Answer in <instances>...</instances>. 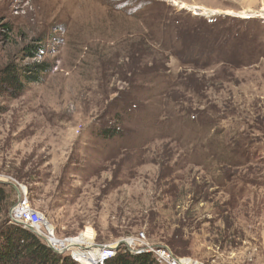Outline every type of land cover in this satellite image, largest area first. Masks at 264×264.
<instances>
[{
  "label": "rangeland",
  "instance_id": "obj_1",
  "mask_svg": "<svg viewBox=\"0 0 264 264\" xmlns=\"http://www.w3.org/2000/svg\"><path fill=\"white\" fill-rule=\"evenodd\" d=\"M153 24L156 49L169 46L163 83L127 57ZM203 44L215 53L192 74ZM9 60L51 67L0 96L8 211L20 183L58 238L90 231L93 254L110 244L159 264L136 239L202 264H264V0H0V67Z\"/></svg>",
  "mask_w": 264,
  "mask_h": 264
},
{
  "label": "trees",
  "instance_id": "obj_2",
  "mask_svg": "<svg viewBox=\"0 0 264 264\" xmlns=\"http://www.w3.org/2000/svg\"><path fill=\"white\" fill-rule=\"evenodd\" d=\"M207 23V22H206ZM217 20L210 21L207 23L208 26H216ZM156 24H153L151 34L142 35L141 39L138 41H133L128 45L129 54L128 58L131 59V63L135 62L133 74L135 72L141 74L145 72L146 75H152L157 81L160 80L165 82L161 74L164 69V65L167 59V56H163L165 51L169 50L163 45H159L161 48L156 49L154 43L157 45V41L152 37V32L154 31ZM184 30L179 29V34L181 35ZM227 32V30H226ZM154 36V34H153ZM186 38V35L184 34ZM242 37V36H237ZM153 42V43H152ZM204 44L197 49H194L197 56L201 57V54L205 56L204 63L199 64L198 62L192 63V74L195 73L199 68V65L204 67L208 66L207 61L213 56V52H204ZM206 48V47H205ZM42 45L40 40L36 44L26 46L22 49L23 58H20L21 61L26 58H34L39 55V51H42ZM171 51V49H170ZM139 59H144L147 61L146 69H140L139 63H136ZM206 59V60H205ZM137 66V68H136ZM51 67L46 61H35L33 63L20 64L19 62L9 60L4 65L0 67V96L7 98H14L17 95L21 94L28 83H37L40 82L42 74L48 71ZM161 72V73H159ZM192 74L188 73L184 77L179 78V81L186 80L190 81L192 79ZM165 78L168 79L167 76ZM169 80V79H168ZM177 80V81H178ZM158 81V83H160ZM130 87L136 86L135 89L140 88L138 80L132 76ZM175 86V85H174ZM172 86L171 88H174ZM134 90V89H132ZM131 93V92H130ZM130 93L127 98H121L123 102L122 112L124 113L126 109L130 108L132 105H135V102L130 98ZM148 102L152 101V97L147 99ZM164 101H166L164 99ZM165 104H162L164 107ZM137 108V106H134ZM184 115H190L192 113L191 108H188L186 111H182ZM155 113L151 112L148 114L149 121L148 123L158 124L157 116H154ZM167 114L165 120L172 121L174 116H169ZM201 115V114H200ZM202 117V116H201ZM201 121V120H200ZM153 124V125H155ZM121 128L118 124L109 126L103 130V135L107 138L116 136L120 132ZM232 154L234 149L225 148V152ZM237 153V152H236ZM10 206V194L6 190V185L0 183V264H76L70 259L69 256L58 255L54 253L48 246L44 244L38 237H36L31 231L21 228L16 225L9 223L8 218V208ZM104 264H157L155 259L149 253H140L132 254L125 249L123 246H119L116 252V255L108 260Z\"/></svg>",
  "mask_w": 264,
  "mask_h": 264
},
{
  "label": "built area",
  "instance_id": "obj_3",
  "mask_svg": "<svg viewBox=\"0 0 264 264\" xmlns=\"http://www.w3.org/2000/svg\"><path fill=\"white\" fill-rule=\"evenodd\" d=\"M16 187V201L15 204L8 211L9 223L19 226L21 228L31 231L36 237H38L46 246H48L54 253L62 255L67 252L69 246H72V240L65 238H58L53 228L46 222L43 215L32 208L29 201L28 191L25 186L20 183L13 184ZM139 241L145 240L143 234L139 235ZM70 243V245H68ZM130 245H138L140 247L137 252H151L159 264H202L196 260L190 258H176L171 250L167 246H150L145 245L147 243L140 244L136 239L129 240ZM80 249H72L67 254L72 261L79 262L81 264H87L85 257L91 256L92 252L87 247ZM97 247V246H96ZM84 249V250H81ZM94 251L93 259L90 264H104L108 260L112 259L116 254V246L110 244H104L99 249H92ZM82 258L84 261H82Z\"/></svg>",
  "mask_w": 264,
  "mask_h": 264
},
{
  "label": "bare ground",
  "instance_id": "obj_4",
  "mask_svg": "<svg viewBox=\"0 0 264 264\" xmlns=\"http://www.w3.org/2000/svg\"><path fill=\"white\" fill-rule=\"evenodd\" d=\"M90 236H91L90 231L87 232V230H86V233H84L80 238H78V239L76 238L75 240L72 239V244L73 245H81L82 248H85V247H83L84 242H82V241L88 240L90 238ZM68 245H70V243ZM85 258L88 259V260H86L87 264H90L92 262V259H93V253L91 254V256L85 257ZM82 261H84L83 258H82Z\"/></svg>",
  "mask_w": 264,
  "mask_h": 264
},
{
  "label": "water",
  "instance_id": "obj_5",
  "mask_svg": "<svg viewBox=\"0 0 264 264\" xmlns=\"http://www.w3.org/2000/svg\"><path fill=\"white\" fill-rule=\"evenodd\" d=\"M15 188V187H14Z\"/></svg>",
  "mask_w": 264,
  "mask_h": 264
}]
</instances>
